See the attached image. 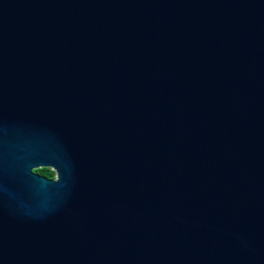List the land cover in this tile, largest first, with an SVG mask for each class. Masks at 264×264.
<instances>
[{"label":"water","instance_id":"water-1","mask_svg":"<svg viewBox=\"0 0 264 264\" xmlns=\"http://www.w3.org/2000/svg\"><path fill=\"white\" fill-rule=\"evenodd\" d=\"M0 264H264V0H0Z\"/></svg>","mask_w":264,"mask_h":264},{"label":"trees","instance_id":"trees-1","mask_svg":"<svg viewBox=\"0 0 264 264\" xmlns=\"http://www.w3.org/2000/svg\"><path fill=\"white\" fill-rule=\"evenodd\" d=\"M35 172L39 175L44 176V177L52 178V176H53V173L47 168L37 169V170H35Z\"/></svg>","mask_w":264,"mask_h":264},{"label":"flooded vegetation","instance_id":"flooded-vegetation-1","mask_svg":"<svg viewBox=\"0 0 264 264\" xmlns=\"http://www.w3.org/2000/svg\"><path fill=\"white\" fill-rule=\"evenodd\" d=\"M47 169H49V168H47ZM52 173H53V176H52V178H49V177H46V178H48V179H51V180H54L55 179V173L51 170V169H49ZM42 176V175H41ZM44 177V176H43Z\"/></svg>","mask_w":264,"mask_h":264}]
</instances>
